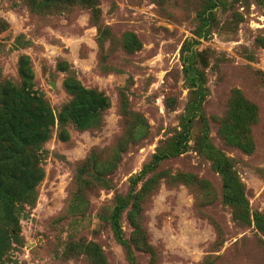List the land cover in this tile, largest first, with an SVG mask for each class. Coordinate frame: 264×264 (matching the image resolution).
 I'll return each mask as SVG.
<instances>
[{
	"label": "rangeland",
	"instance_id": "obj_1",
	"mask_svg": "<svg viewBox=\"0 0 264 264\" xmlns=\"http://www.w3.org/2000/svg\"><path fill=\"white\" fill-rule=\"evenodd\" d=\"M23 56L56 121L39 156L45 177L20 230L9 227L0 264H264V232L236 218L216 166L227 156L264 213V0H0V89L22 87ZM68 77L109 98L95 126L59 120L74 99ZM191 98L190 133L176 151ZM150 176L140 202L147 237L132 244L128 208L127 249L110 218L117 197Z\"/></svg>",
	"mask_w": 264,
	"mask_h": 264
},
{
	"label": "trees",
	"instance_id": "obj_2",
	"mask_svg": "<svg viewBox=\"0 0 264 264\" xmlns=\"http://www.w3.org/2000/svg\"><path fill=\"white\" fill-rule=\"evenodd\" d=\"M19 72L23 79L22 87L8 82L0 89V261L10 240L9 227L17 232L20 230L19 214L24 205L35 198L37 187L45 177L39 156L43 144L53 134L56 121L43 93L33 89L34 71L27 56L21 57ZM189 80L194 87L198 84L200 76H192ZM65 86L73 94L74 99L64 107L59 120L62 123L72 122L81 129L98 124L103 112L110 106L109 98L102 92L85 87L75 77H68ZM197 104L198 100L191 98L185 116L187 122L183 123L180 133L175 138L176 151L181 150L187 140L193 120L192 111ZM60 137L68 140L69 134L63 129ZM229 139L244 149L248 147L235 136L230 135ZM166 156V152L155 153L141 172L132 177V186H136L149 174L152 175L158 163ZM92 161L94 169L97 166L96 157H89L85 166ZM216 166L224 178V200L235 209L236 218L244 223L254 222L259 231L264 232V213L252 210L243 184L230 159L223 155L216 162ZM153 182L154 176H150L144 181L140 191H131L127 196L117 197L110 226L117 240L127 249L130 248V243L122 231V214L130 208L128 217L134 227L132 244L139 246V243H144L147 233L143 225L140 202L144 191Z\"/></svg>",
	"mask_w": 264,
	"mask_h": 264
}]
</instances>
